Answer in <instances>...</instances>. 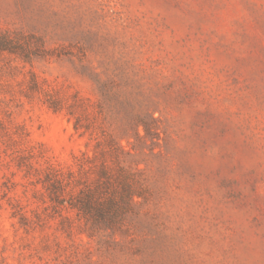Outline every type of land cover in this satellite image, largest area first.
<instances>
[{
  "label": "rangeland",
  "instance_id": "1",
  "mask_svg": "<svg viewBox=\"0 0 264 264\" xmlns=\"http://www.w3.org/2000/svg\"><path fill=\"white\" fill-rule=\"evenodd\" d=\"M5 33L31 52L0 50V118L19 154L42 144L69 164L133 113L158 136L127 232L92 237L45 216L33 169L1 137L0 264H264V0H0ZM31 72L74 115L25 97Z\"/></svg>",
  "mask_w": 264,
  "mask_h": 264
},
{
  "label": "trees",
  "instance_id": "2",
  "mask_svg": "<svg viewBox=\"0 0 264 264\" xmlns=\"http://www.w3.org/2000/svg\"><path fill=\"white\" fill-rule=\"evenodd\" d=\"M19 42V33L0 34V50L16 54L26 60L30 56L29 41ZM43 40L38 38V47ZM24 96L39 100L54 112L66 109L67 115H74L75 102L65 104L63 97L53 88L44 86L31 72ZM69 116V118L71 117ZM73 129L79 136L88 126L74 116ZM154 117L147 118L133 113L128 126L120 136L103 134L89 147L71 155V163L62 164L53 156L46 155L42 144L37 152L28 149L19 154V140L23 137L19 129H9L0 118V138L4 137L11 145H16L12 153L19 168L25 166L24 175L33 169L35 184H39L38 199L44 204L47 217L58 216L61 228L69 233L74 220L82 224V231L89 237L101 232L112 236L126 233L130 218L147 199V187L143 177L141 156L144 148L152 149L147 140L158 136V126ZM19 127V126H18ZM142 130V131H141ZM131 137L134 139L131 140ZM126 140V144L121 139ZM153 140L151 144H153ZM29 159H34L35 163ZM26 215L19 211V222L26 224Z\"/></svg>",
  "mask_w": 264,
  "mask_h": 264
}]
</instances>
